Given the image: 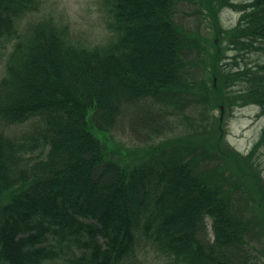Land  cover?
<instances>
[{
    "label": "trees",
    "instance_id": "1",
    "mask_svg": "<svg viewBox=\"0 0 264 264\" xmlns=\"http://www.w3.org/2000/svg\"><path fill=\"white\" fill-rule=\"evenodd\" d=\"M48 2L0 0V264H264V128L246 156L212 113L264 115V0H101L103 43L71 9L37 16ZM131 106L149 130L129 147ZM195 107L193 133L166 135Z\"/></svg>",
    "mask_w": 264,
    "mask_h": 264
},
{
    "label": "rangeland",
    "instance_id": "2",
    "mask_svg": "<svg viewBox=\"0 0 264 264\" xmlns=\"http://www.w3.org/2000/svg\"><path fill=\"white\" fill-rule=\"evenodd\" d=\"M101 0H49V2L44 6V8L40 11L37 12L36 15H49V14H57L56 16L60 17L62 10L65 13V8L66 9H71L75 17L78 15H84L85 17V24L88 26H91V29L94 33V36L97 37L95 42H106L107 40L112 37L111 32L107 29L106 27V22H105V15H103L99 11V4ZM190 3V2H189ZM194 4V3H193ZM192 8H189V10H186V14L183 13L184 20L186 22H190V25L193 26V28H196L198 25L202 26L205 28L202 30V32L205 34L206 29H209V26H211L208 22H203L201 19L203 16H207V13L203 12L201 13L200 11H197V6L198 4L191 5ZM239 18V13L231 10L230 8L223 9L220 12V19L223 22V25L227 29H232L235 27L236 23L238 22ZM75 19V18H74ZM78 20V18H77ZM82 25V22L78 20V25L77 27L80 28ZM232 53V55H234ZM250 57H254L255 55H252ZM241 60V59H239ZM264 60V58H263ZM226 61H230L231 63L234 61L232 57L230 59H226ZM4 65V59L0 61V75H1V70ZM149 102L147 103V105ZM145 105V107H147ZM140 106H143V104L140 103ZM144 107V106H143ZM192 108V107H191ZM191 108L187 109L184 114L182 115L180 120H176L173 116H166V119H169L170 122L173 124V128L170 132H166V135H173V134H181L184 129H187L188 133L192 131L194 132L192 126L194 129H197L195 125L199 123L198 120L194 121V112L196 115L198 114L197 112H200L196 107L191 110ZM125 118L123 121L119 122L117 126V137L121 140H124V142L130 147L136 144H145V137L147 131H144L141 127L137 125L136 122H134V119H138L137 116V109L136 106H131L128 109H125ZM213 114L219 115L220 111L217 109L215 111H212ZM255 109L251 107L247 108H239L235 111V114L233 112V115L231 118H228L227 122L224 124L225 131L222 132L221 138L223 140L224 145L226 146L225 148L229 150V147H235V149L240 150L241 152L244 153V155L247 156V154L252 150V147L254 146L255 141L258 139V135L261 129V126L263 125V122H257L255 120ZM178 117V115H177ZM179 119V117H178ZM192 125V126H191ZM240 137H237L239 136ZM245 136L242 138V136ZM164 136V135H163ZM133 144V145H132ZM228 145V147H227ZM256 158L257 162H262L259 165V170L263 172L264 176V156L263 157H254ZM228 163L230 165H227L228 168L232 169L235 172V175L238 177V169L235 165L233 164V160H229ZM231 170V171H232ZM247 186H243L240 191L243 192L245 198L238 193L237 190H235L238 194V201L242 206L245 208L251 207V210H257L255 209V204L256 207L258 205V202H254L253 197L250 195L246 197L245 195V189ZM248 205V206H247ZM257 246L259 248H263L264 244H260L259 242L257 243ZM147 252H144V254ZM259 257L263 260L264 255L263 253L259 252ZM146 258H148V261L151 263L152 261H156L158 264H161V259L159 256L155 254H150Z\"/></svg>",
    "mask_w": 264,
    "mask_h": 264
}]
</instances>
